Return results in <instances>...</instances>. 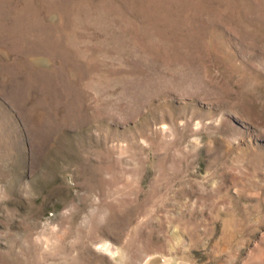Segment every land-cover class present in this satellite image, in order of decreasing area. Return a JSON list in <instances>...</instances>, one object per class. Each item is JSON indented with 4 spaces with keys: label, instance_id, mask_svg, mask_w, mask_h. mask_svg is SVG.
I'll use <instances>...</instances> for the list:
<instances>
[{
    "label": "rangeland",
    "instance_id": "374dc122",
    "mask_svg": "<svg viewBox=\"0 0 264 264\" xmlns=\"http://www.w3.org/2000/svg\"><path fill=\"white\" fill-rule=\"evenodd\" d=\"M0 264H264V0H0Z\"/></svg>",
    "mask_w": 264,
    "mask_h": 264
}]
</instances>
